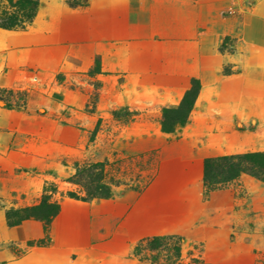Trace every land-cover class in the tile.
<instances>
[{"label":"rangeland","instance_id":"rangeland-1","mask_svg":"<svg viewBox=\"0 0 264 264\" xmlns=\"http://www.w3.org/2000/svg\"><path fill=\"white\" fill-rule=\"evenodd\" d=\"M111 1L42 0L32 27L0 29V264H264V182H203L209 157L264 152V124H243L215 88L232 64L209 88L194 75L206 74V35L160 34L210 33L264 0H171L161 24L127 7L150 3L161 16L159 0ZM94 6L117 17L95 23ZM235 41L220 37L216 52L233 53ZM193 79L188 122L163 132V110L181 105ZM102 186L110 197H93Z\"/></svg>","mask_w":264,"mask_h":264},{"label":"crops","instance_id":"crops-1","mask_svg":"<svg viewBox=\"0 0 264 264\" xmlns=\"http://www.w3.org/2000/svg\"><path fill=\"white\" fill-rule=\"evenodd\" d=\"M150 1L152 0H148V2ZM159 1L157 5H159V11L161 12L162 10L161 16L154 15L150 3L143 4L144 2L142 3L141 1H132L127 7L131 11L134 10V13H132L134 19L135 17H141L142 21H145V19L151 21L153 18V21L156 19L155 21L161 24L166 21L167 17L172 16L175 9L172 8L173 2L171 0ZM108 2L111 3L112 1L108 0ZM102 8L93 7L95 23L100 24L103 21L117 17V12L113 15L111 11L107 12L108 8H104L105 10H102ZM110 8L112 9V7ZM177 12L179 17L186 19L195 18L190 10L180 9ZM139 13L141 14L139 15ZM221 18L224 25L218 30L211 27V35L208 33V25L205 32H199L198 29L195 31H172L165 26L164 31L160 34L165 38L183 39L190 37V40L192 38L200 39L203 38V35H206V41L198 43L200 48L198 61L202 67L206 68V74L204 76L203 74L194 75L201 78V80L205 78L207 88H209L208 80L211 75L214 76V73L219 74L224 65L232 64L237 69V72L231 75H224L221 86L218 85L215 88H219L222 97L230 104L236 106L237 116L243 124L247 121L264 124V1L262 3L258 2L236 16ZM51 19H56L55 10L51 13ZM214 32L216 36L213 35ZM220 37L236 38V48L233 53L221 54L216 52L215 48H217V42ZM101 56L104 58L103 54Z\"/></svg>","mask_w":264,"mask_h":264},{"label":"trees","instance_id":"trees-1","mask_svg":"<svg viewBox=\"0 0 264 264\" xmlns=\"http://www.w3.org/2000/svg\"><path fill=\"white\" fill-rule=\"evenodd\" d=\"M4 2V3H3ZM43 7L42 0H0V29L6 31H25L35 23L38 12ZM201 91L199 80L193 79L191 88L186 92L181 105L178 108H165L161 120L162 130L165 133H173L176 126L185 125L194 109L195 101ZM10 107V104H7ZM98 165L94 168H97ZM84 170L77 168V176L81 177ZM242 174L250 175L264 182V152H248L244 154L224 155L206 159L203 166V182L208 188L224 186L236 181ZM51 192L54 191L50 187ZM93 197L109 198L108 187H97L90 190ZM43 197L40 205L35 209L49 206V197ZM74 193L70 198H76ZM17 213L7 214L8 220L14 219ZM53 216V215H52ZM51 217V216H50ZM23 219V218H22ZM20 218L19 221L22 220ZM47 221L50 219L47 217ZM161 240L155 238L150 242L152 249H157ZM13 254H18L19 249L12 248Z\"/></svg>","mask_w":264,"mask_h":264},{"label":"bare ground","instance_id":"bare-ground-1","mask_svg":"<svg viewBox=\"0 0 264 264\" xmlns=\"http://www.w3.org/2000/svg\"><path fill=\"white\" fill-rule=\"evenodd\" d=\"M0 31H1V30H0ZM2 32H4V33H9V32H7V31H6V32H5V31H2Z\"/></svg>","mask_w":264,"mask_h":264}]
</instances>
